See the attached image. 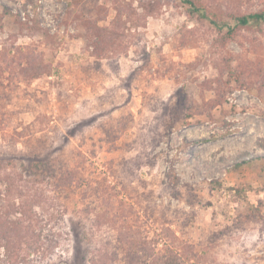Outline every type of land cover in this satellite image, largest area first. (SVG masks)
I'll use <instances>...</instances> for the list:
<instances>
[{"label": "rangeland", "instance_id": "rangeland-1", "mask_svg": "<svg viewBox=\"0 0 264 264\" xmlns=\"http://www.w3.org/2000/svg\"><path fill=\"white\" fill-rule=\"evenodd\" d=\"M193 1L0 0V264H264V0Z\"/></svg>", "mask_w": 264, "mask_h": 264}, {"label": "trees", "instance_id": "trees-1", "mask_svg": "<svg viewBox=\"0 0 264 264\" xmlns=\"http://www.w3.org/2000/svg\"><path fill=\"white\" fill-rule=\"evenodd\" d=\"M183 1L188 5V11L190 13L196 12L201 17H207L201 5H198L193 0H183ZM261 21H264L263 12H254V13H249V14L236 17L237 25H248L251 23H259ZM210 22L217 25L218 27H220L221 25H224V23H217L216 20H211ZM232 31H233V28H230V27L227 28L228 34H230ZM23 227L24 226H22V224H18V223L14 227L6 223H1L0 224V239L4 237H7V238L11 237L9 234L11 229H13L14 231V236H16L17 238H21L23 236L22 234ZM28 227H30V225L28 226L25 225V229H28ZM20 243H21V240H18L17 244H20ZM169 264H181V262H179L178 260H172L169 262Z\"/></svg>", "mask_w": 264, "mask_h": 264}]
</instances>
